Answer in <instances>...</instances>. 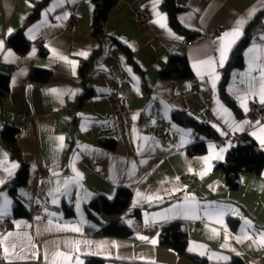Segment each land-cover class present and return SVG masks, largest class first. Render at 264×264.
Instances as JSON below:
<instances>
[{
  "label": "crops",
  "instance_id": "1",
  "mask_svg": "<svg viewBox=\"0 0 264 264\" xmlns=\"http://www.w3.org/2000/svg\"><path fill=\"white\" fill-rule=\"evenodd\" d=\"M40 1L0 0V73L9 78V92L0 100V131L4 126L17 129L16 144L28 166L26 184L11 194L9 182L20 164L0 140V261L39 264L41 257L43 264H89L91 259H101V264H197L159 245L160 229L170 223H179L187 232V252L205 264L232 259L247 264V255L264 252V169L240 174L236 190L229 189L223 172L216 169L236 144L219 145L227 135H248L264 151V120L250 123L246 115L249 103L264 106V14L251 27L242 68L233 70L228 82L227 94L238 114L217 93L232 48L264 10V0H175L180 8L177 22L199 34L196 40L170 27L163 0H119L108 13L104 40L92 35L93 0H49L31 20ZM135 8L148 15L145 27L133 21ZM160 17L163 28L154 22ZM20 29L30 45L25 53L8 45ZM216 29L220 35L207 36ZM237 29L238 37L221 41L224 33ZM233 39L221 65L220 46ZM96 50L100 52L83 82V64ZM174 55L186 58L191 79L158 76ZM32 70L50 73L49 80L30 81ZM83 85L90 95L81 100ZM114 96L128 104L123 115L109 107ZM66 106L71 109L67 116ZM22 113L28 116L22 119ZM174 113L207 124L219 140L180 126L172 119ZM159 127L165 132L160 134ZM108 141L113 147L105 145ZM200 142L203 154L186 153ZM84 158L98 163L105 179L86 173ZM13 164L17 167L11 168ZM40 167L48 176L39 175ZM184 173L199 180L193 191L179 183ZM120 188L131 192L129 210L119 222L132 234L99 236L109 221L90 208V202L96 197L111 202ZM17 204L23 216H14ZM5 224L10 225L7 231ZM142 225L158 232L142 235Z\"/></svg>",
  "mask_w": 264,
  "mask_h": 264
},
{
  "label": "trees",
  "instance_id": "2",
  "mask_svg": "<svg viewBox=\"0 0 264 264\" xmlns=\"http://www.w3.org/2000/svg\"><path fill=\"white\" fill-rule=\"evenodd\" d=\"M49 0H41L37 4L35 12L30 16L34 19ZM119 0H93L94 11L92 16V35L100 38L103 33V27L108 19L109 11L117 4ZM162 6L168 15V23L178 34L186 36L189 40H196L200 37L199 34L190 32L183 28L177 22V13L180 8L176 7L175 0H163ZM264 14V10L260 11L254 20L245 29L241 39L234 45L229 55L226 67L222 72V77L218 85L217 93L219 99L238 114L235 102L227 94V86L231 73L235 69H240L243 66L242 52L250 43L251 27L257 19ZM8 45L19 53H25L29 49V43L23 37V30H18L13 36L8 39ZM122 51L125 53L127 60L131 62L135 69L137 66L133 63L130 53L126 47L119 44ZM99 50H96L91 55V58L83 64L81 69L82 81L86 73L93 67L94 60ZM158 76L165 80L181 81L192 78L186 58L183 55H174L169 58L166 65L158 72ZM50 78V73L45 71L32 70L29 79L32 82L44 83ZM84 82V81H83ZM84 86V85H83ZM85 90L81 96V100L90 95V90L84 86ZM9 92V78L6 74L0 73V100H2ZM172 119L182 127L190 128L194 134L201 135L206 139L219 140L211 128L202 122L187 116L184 113H174ZM17 129L4 126L0 131V140L7 148L11 158L16 159L20 166L15 177L9 182V192L13 194L17 186L26 184L28 175V166L22 159L20 149L16 144ZM107 147H113L112 142H105ZM205 152L203 142L196 143L187 148L186 153L190 156L201 155ZM217 170H221L227 186L230 190H236L239 185V177L242 173L260 174L264 169V151L248 136L242 135L239 137V142L231 146L225 155V162L216 166ZM131 202V192L128 189H116L114 198L111 202L106 201L103 197H96L90 202V208L95 210L102 218L109 221V224L102 227L97 235L116 238H127L132 234V230L119 222L121 214L129 210ZM65 212L70 215L71 212L66 209ZM14 216H23L25 212L19 204L13 210ZM139 212L136 211V221ZM188 241L187 232L179 223H170L163 226L158 234V243L161 247L170 248L176 251L179 255L188 258L197 264H205L204 259L189 254L186 250ZM101 259H91L89 264H101ZM227 264H242L236 259H232Z\"/></svg>",
  "mask_w": 264,
  "mask_h": 264
},
{
  "label": "built area",
  "instance_id": "3",
  "mask_svg": "<svg viewBox=\"0 0 264 264\" xmlns=\"http://www.w3.org/2000/svg\"><path fill=\"white\" fill-rule=\"evenodd\" d=\"M132 18L133 21L136 23V25L140 28L145 27L148 23V15L141 10L140 8H135L132 11ZM73 22L76 21V18L74 17ZM73 24V23H72ZM72 24H70L72 26ZM221 34L220 29H216L214 31H211L207 34L209 37H216ZM101 39L104 40V35L102 34L100 36ZM196 87V86H195ZM109 107L112 109L113 113L115 115H123L124 113L127 112L128 110V104L125 100H123L120 96H114L109 100ZM70 107L66 106L63 109L64 115H69L70 114ZM247 118L250 123H253L254 121H263L264 120V106L257 105L253 102L249 103L248 105V111H247ZM28 115L26 113H22L21 117L22 119L26 118ZM159 133L162 134L165 132V129L162 127H159ZM226 142H231L233 144L239 142V137L236 135H227L226 137L220 139L218 141L219 145H222ZM82 168L86 173H93L96 175H99V177L105 179V175L101 173V166L98 163H95L94 161L84 158L82 160ZM39 175L41 177H46L48 176V173L46 169L43 167H40L39 169ZM179 183H181L187 191H193L198 185H199V180L196 178L191 177L189 174L184 173L179 177ZM199 224L194 225V229H198ZM10 228L9 224H5L4 230L7 231ZM142 235L145 236H151L154 235L158 232V229L153 227V228H147L146 226L142 225L140 227L139 231ZM264 262V252L254 254V255H247L246 256V263L247 264H260ZM37 263L43 264L41 257L37 259ZM0 264H3L0 261Z\"/></svg>",
  "mask_w": 264,
  "mask_h": 264
},
{
  "label": "snow or ice",
  "instance_id": "4",
  "mask_svg": "<svg viewBox=\"0 0 264 264\" xmlns=\"http://www.w3.org/2000/svg\"><path fill=\"white\" fill-rule=\"evenodd\" d=\"M163 20H164V17H160L158 21H154V22L160 23V26L163 28V27H165V24L162 23ZM8 31H9V34H11V31L12 30L9 29ZM238 35H239V31L237 29V30H234L232 32H226V33H224V35L220 39H221V41H225L229 37H238ZM232 43H234V39L231 40V41H228V43H222L221 44L220 49H219V51H220V63H221V65L223 64L224 60L227 59L228 50H229V48H230V46H231ZM2 47H3V41L0 40V48H2ZM80 54L81 55H86V53H80ZM8 55L11 56V53L9 52ZM209 63H211V62L209 61ZM53 91H55V90H53ZM260 100H261V103H264V84H262V86H261V90H260ZM245 110H247V109H245ZM262 131H264V129H262ZM59 139L62 140L63 138L61 137ZM261 143L264 144V140H261ZM221 151H223V149ZM15 167H17V165H15V164H13L11 166V168H15ZM7 170L9 172V175H11V170L10 169H7ZM0 183H4V181L3 180H0ZM245 223L248 224L249 227H251V224H250L249 221H245ZM237 240H238V242H240V238L239 237H237ZM153 243H155V241H153ZM261 243L264 244V234H262ZM7 252H8V250L5 249V253L6 254H7ZM57 255H59V253H57Z\"/></svg>",
  "mask_w": 264,
  "mask_h": 264
}]
</instances>
